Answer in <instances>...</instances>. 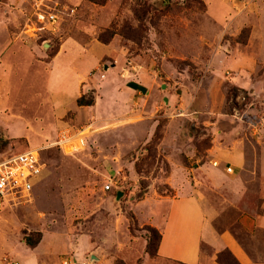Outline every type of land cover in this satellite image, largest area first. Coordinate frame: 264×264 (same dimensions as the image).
Listing matches in <instances>:
<instances>
[{"label": "rangeland", "instance_id": "rangeland-1", "mask_svg": "<svg viewBox=\"0 0 264 264\" xmlns=\"http://www.w3.org/2000/svg\"><path fill=\"white\" fill-rule=\"evenodd\" d=\"M247 1L70 0L75 13L64 16L51 34L38 30L31 0H0V36L15 52L37 44L47 56L36 58L47 61L68 37L88 41L93 29L97 39L100 32L107 38L114 31L110 41L125 46L126 64L134 58L129 70L152 79L150 95L142 91L130 103L104 101L98 112H69L62 126H54L34 108L44 104L39 95H45L46 71L37 61L14 60V72L0 82V154L44 147L45 167L31 191L0 207V264H61L71 253L86 264H100L89 255L112 264H184L145 251L150 225L144 218L149 208L162 212L163 199L190 193L191 186L216 206V230L233 233L253 264H264V228L254 232L247 214L263 211L256 180L246 185L241 209L225 205V193L210 190L205 175L213 165L207 150L217 115L209 111L240 117L252 102L232 82L238 71L222 67L225 59L242 55L249 34L242 29ZM214 9L222 11L223 22L215 20ZM214 67L221 71L217 78ZM85 97L94 100L91 92ZM252 107L263 115L264 100ZM65 126L85 129L84 135L65 149L50 145ZM38 234L37 245L29 247L25 238ZM222 258L238 262L226 252Z\"/></svg>", "mask_w": 264, "mask_h": 264}, {"label": "crops", "instance_id": "crops-1", "mask_svg": "<svg viewBox=\"0 0 264 264\" xmlns=\"http://www.w3.org/2000/svg\"><path fill=\"white\" fill-rule=\"evenodd\" d=\"M211 14L217 22H223L222 11L212 10ZM244 28L249 29V34L246 42L242 43V55L225 59L222 67L238 71L236 77H232V82L242 91H247L252 102L240 117L215 112L213 108L209 111L210 114H217L210 123L211 146L207 150L209 162H216V165H209L205 175L210 190L227 195L228 198L225 195L222 197L225 205L241 209H244L242 204L246 206L247 202L243 197L246 185L256 180L259 206L263 211L247 213L253 217L256 232L264 228V113L258 117L252 105L264 100V0L242 3ZM95 33L96 29L89 33L88 41H79L75 37L64 39L47 61L36 58L35 54L47 56L38 49L37 44L27 48V52L17 53L14 45L7 44L4 36H0V82L3 83V78L14 72L15 59L37 61L39 69L46 71L45 95H39L44 104L39 107L34 105V108L49 115L54 126H62L69 112H89L91 108L98 112L104 101L114 104L119 99L130 103L142 91L150 95L152 79L140 72L136 76L129 70L134 58L129 59V65L126 64L125 46L114 41L115 38L102 43L94 36ZM19 66L20 69L27 67L21 62ZM100 66L102 70H99ZM214 68L217 78L221 71ZM88 92L94 95L93 104L78 105L77 98ZM163 98L166 101V97ZM227 167L231 168L230 173L226 171ZM212 204L205 201L199 189L191 186L190 193L163 199L159 205L162 212L156 213L154 206L149 208L144 220L161 233L156 257L184 264H218L216 253L227 248L240 264H253V256L233 233L216 230V206ZM204 245L210 248L207 255L203 254ZM89 256L100 264H112L111 259L104 261L95 255ZM66 257L81 261L75 253Z\"/></svg>", "mask_w": 264, "mask_h": 264}, {"label": "built area", "instance_id": "built-area-1", "mask_svg": "<svg viewBox=\"0 0 264 264\" xmlns=\"http://www.w3.org/2000/svg\"><path fill=\"white\" fill-rule=\"evenodd\" d=\"M69 2L70 0H31L33 15L40 24L38 30L56 34L60 30V22L64 16L74 14L77 9V5ZM84 131L85 129L62 128L58 130L55 140L50 145L65 149L82 137ZM43 148L28 149L9 156L0 154V207L4 201L14 198L17 194L32 190L45 167L40 156ZM212 164L216 165V162ZM226 171L230 172L231 168L227 167ZM110 186V183L105 184L104 189L108 190ZM61 264H86V262L66 257L62 259Z\"/></svg>", "mask_w": 264, "mask_h": 264}, {"label": "trees", "instance_id": "trees-1", "mask_svg": "<svg viewBox=\"0 0 264 264\" xmlns=\"http://www.w3.org/2000/svg\"><path fill=\"white\" fill-rule=\"evenodd\" d=\"M104 34H105L104 32H100L98 35V40L102 43H108L110 41V38L113 36L114 31H109V37H107V38L104 36ZM77 104L78 105H91V104H93V99L92 98L87 99L85 97V95L82 94L77 98ZM146 230L148 231L149 235H148V238L146 241L145 251L150 256L153 257V256H156V254H157V247H158V244H159V241L161 238V233L153 226H147ZM39 240H40V234H38V237H36V238H32V239L29 237L25 238V242L29 247H35L37 245V243L39 242ZM224 252L229 254L232 257V259L236 261V258L226 248L222 251H219L216 254V257H217L216 259H217V262L219 264H226L222 258V255ZM116 264H124V263L122 261H118ZM237 264H239V263L237 262Z\"/></svg>", "mask_w": 264, "mask_h": 264}, {"label": "water", "instance_id": "water-1", "mask_svg": "<svg viewBox=\"0 0 264 264\" xmlns=\"http://www.w3.org/2000/svg\"><path fill=\"white\" fill-rule=\"evenodd\" d=\"M94 257H91V259H93Z\"/></svg>", "mask_w": 264, "mask_h": 264}]
</instances>
